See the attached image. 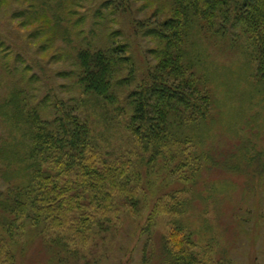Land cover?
I'll list each match as a JSON object with an SVG mask.
<instances>
[{"label": "rangeland", "instance_id": "1", "mask_svg": "<svg viewBox=\"0 0 264 264\" xmlns=\"http://www.w3.org/2000/svg\"><path fill=\"white\" fill-rule=\"evenodd\" d=\"M109 1L0 0V198L27 185L40 162L30 156L35 122L71 111L92 148L127 160L139 212L131 215L117 202L112 222L67 230L52 229L43 215L35 224L32 210L11 225L10 210L0 204V264H144L149 256L163 264V237L175 220L201 257L264 264V86L249 36L232 22H219L221 33L210 28L217 20L192 26L184 71L170 80H194L197 103L209 99L210 113L183 125L177 119L171 133L178 144L145 150L128 130L132 111L124 99L149 75H160L165 44L149 30L173 15V2L128 0L117 10ZM120 46L127 49L114 54L122 60L114 76L117 110L84 90L78 54ZM174 194L187 200L179 217L164 214L163 202Z\"/></svg>", "mask_w": 264, "mask_h": 264}, {"label": "trees", "instance_id": "2", "mask_svg": "<svg viewBox=\"0 0 264 264\" xmlns=\"http://www.w3.org/2000/svg\"><path fill=\"white\" fill-rule=\"evenodd\" d=\"M171 1L173 15L149 30L165 44L159 52L161 73L156 77L155 73L149 75L146 83L124 99L132 111L128 130L145 150L152 145L158 149L178 144V138L171 133L177 119L183 125L194 115H199L197 120H204L210 113L209 99H206V106L197 103L199 96L192 90L194 80L185 84L184 81L176 83L175 76L173 83L170 80L174 73L181 75L184 71L183 60L190 53L187 44L192 26L200 25L204 29L206 24L212 26L217 20L218 23L210 27L217 26V33L226 29L219 22H232L231 28L240 26L249 36V44L257 55L259 78L264 86V0ZM127 2L110 0L107 5L120 10ZM126 49L120 46L113 51L81 50L78 54L82 70L79 82L84 90L103 98L111 106L118 105L117 110L120 103L115 93L114 76L118 61L122 60L114 54L122 55ZM35 125L30 156L40 162L32 166L27 185L14 196L0 198V204L10 210L11 225L24 219L30 210L35 212L30 216L35 224L40 223L43 215L52 229L83 228L93 221L101 225V221L112 222V215L118 214L117 202L123 203L125 212L138 214L141 201L138 188L131 182L129 163L123 156H103L92 148L88 131L77 114L61 111L52 122L36 121ZM186 201L180 194L168 196L163 202L168 208L164 214L179 217L183 212L177 209L184 210ZM95 206L96 211L91 212ZM156 214L153 212L149 219V232ZM181 222L175 220L170 234L163 237V254H160L163 264H217L211 256L201 257L194 250L195 243ZM149 235L151 237L152 233ZM153 258L149 256L144 264H153Z\"/></svg>", "mask_w": 264, "mask_h": 264}]
</instances>
